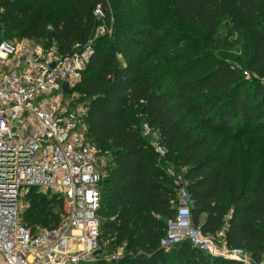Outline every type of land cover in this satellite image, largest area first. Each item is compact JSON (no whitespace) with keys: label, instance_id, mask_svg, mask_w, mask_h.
I'll return each instance as SVG.
<instances>
[{"label":"trees","instance_id":"1","mask_svg":"<svg viewBox=\"0 0 264 264\" xmlns=\"http://www.w3.org/2000/svg\"><path fill=\"white\" fill-rule=\"evenodd\" d=\"M0 1V40L55 42L67 54L98 26L113 28L95 39L73 89L90 100L88 136L109 159L100 241L126 244L113 264H244L187 240L161 247L178 203L170 166L185 171L194 225L209 235L225 229L229 245L264 264V0ZM225 20L237 36L234 61L217 39ZM144 121L162 134L163 160L142 134ZM27 199L24 225H60V194L33 188Z\"/></svg>","mask_w":264,"mask_h":264},{"label":"built area","instance_id":"2","mask_svg":"<svg viewBox=\"0 0 264 264\" xmlns=\"http://www.w3.org/2000/svg\"><path fill=\"white\" fill-rule=\"evenodd\" d=\"M96 15L103 17L99 6ZM108 32L105 24L71 53L61 54L27 39L0 40V254L5 264H113L126 244L102 245L101 183L108 157L88 136L90 101L73 91L94 53L95 39ZM67 84V90L64 89ZM142 134L159 158L167 155L158 128L142 123ZM177 210L168 220L161 247L170 251L183 241L211 256L255 264L251 254L227 242L225 229L206 234L192 221V201L184 175H174ZM33 188L60 194L67 206L55 229H32L21 221ZM104 253L95 257L98 249Z\"/></svg>","mask_w":264,"mask_h":264},{"label":"rangeland","instance_id":"3","mask_svg":"<svg viewBox=\"0 0 264 264\" xmlns=\"http://www.w3.org/2000/svg\"><path fill=\"white\" fill-rule=\"evenodd\" d=\"M5 16H6L5 8H4L3 4H1V1H0V39H1V35L3 33V29L5 27V23L3 22V19ZM1 27H3V28H1ZM106 27L108 29V33H110V31H112V29H113L112 27L107 26V25H106ZM17 38H19V37H17ZM236 38H237V36L232 31L229 21L225 20L218 29L217 39L219 40L220 43L225 44L226 54H228L227 58L230 61H232V60L234 61L235 57L238 55V52H237L238 44L236 43L237 42ZM80 99H84V98L81 97ZM163 159L164 158H160V160H163ZM169 170L171 171L172 175H178V174L184 175L185 174L184 170H177L174 166H170ZM172 250H173V248L170 251H172Z\"/></svg>","mask_w":264,"mask_h":264},{"label":"water","instance_id":"4","mask_svg":"<svg viewBox=\"0 0 264 264\" xmlns=\"http://www.w3.org/2000/svg\"><path fill=\"white\" fill-rule=\"evenodd\" d=\"M64 89L67 90V84H66V83H64ZM176 187H177L178 189H180V188L183 187V184L180 183V182H178V181L176 180ZM103 253H104V249L100 248V249L96 250V251L93 253V255H94L95 257H99V256H100L101 254H103Z\"/></svg>","mask_w":264,"mask_h":264},{"label":"crops","instance_id":"5","mask_svg":"<svg viewBox=\"0 0 264 264\" xmlns=\"http://www.w3.org/2000/svg\"><path fill=\"white\" fill-rule=\"evenodd\" d=\"M0 264H5L3 256L0 254Z\"/></svg>","mask_w":264,"mask_h":264}]
</instances>
